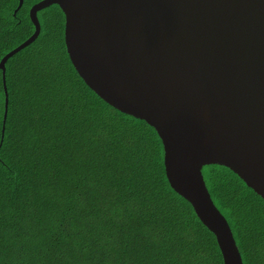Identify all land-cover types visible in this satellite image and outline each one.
<instances>
[{
	"label": "trees",
	"instance_id": "obj_1",
	"mask_svg": "<svg viewBox=\"0 0 264 264\" xmlns=\"http://www.w3.org/2000/svg\"><path fill=\"white\" fill-rule=\"evenodd\" d=\"M0 0V58L33 31L30 5ZM0 73V264H222L215 238L165 177L146 122L79 78L56 4ZM241 264H264V199L221 165L201 167Z\"/></svg>",
	"mask_w": 264,
	"mask_h": 264
},
{
	"label": "water",
	"instance_id": "obj_2",
	"mask_svg": "<svg viewBox=\"0 0 264 264\" xmlns=\"http://www.w3.org/2000/svg\"><path fill=\"white\" fill-rule=\"evenodd\" d=\"M50 4L79 78L154 129L170 188L212 233L222 264H241L201 167L230 169L264 199V0H38L33 31L0 58L4 112V62L35 39L36 12Z\"/></svg>",
	"mask_w": 264,
	"mask_h": 264
},
{
	"label": "rangeland",
	"instance_id": "obj_3",
	"mask_svg": "<svg viewBox=\"0 0 264 264\" xmlns=\"http://www.w3.org/2000/svg\"><path fill=\"white\" fill-rule=\"evenodd\" d=\"M31 6V5H30Z\"/></svg>",
	"mask_w": 264,
	"mask_h": 264
}]
</instances>
